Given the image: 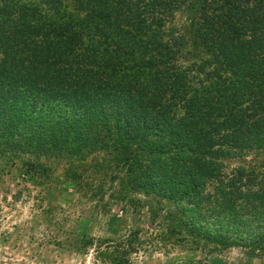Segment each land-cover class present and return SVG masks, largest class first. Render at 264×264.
<instances>
[{"label":"trees","instance_id":"obj_1","mask_svg":"<svg viewBox=\"0 0 264 264\" xmlns=\"http://www.w3.org/2000/svg\"><path fill=\"white\" fill-rule=\"evenodd\" d=\"M0 157L264 255V0H0Z\"/></svg>","mask_w":264,"mask_h":264},{"label":"rangeland","instance_id":"obj_2","mask_svg":"<svg viewBox=\"0 0 264 264\" xmlns=\"http://www.w3.org/2000/svg\"><path fill=\"white\" fill-rule=\"evenodd\" d=\"M174 23L183 24L181 13ZM18 167L0 157V264H113L108 255L126 254L118 241L127 239L134 240V252L126 255L130 264H264V255L250 256L239 244L213 250L159 243L148 203L129 205L115 184L98 202L91 190L77 191L61 168L39 184Z\"/></svg>","mask_w":264,"mask_h":264}]
</instances>
